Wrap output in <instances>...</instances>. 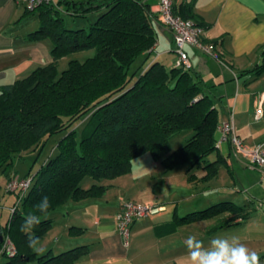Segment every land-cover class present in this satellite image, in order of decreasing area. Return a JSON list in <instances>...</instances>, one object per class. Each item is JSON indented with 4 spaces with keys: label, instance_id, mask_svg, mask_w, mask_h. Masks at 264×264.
<instances>
[{
    "label": "trees",
    "instance_id": "1",
    "mask_svg": "<svg viewBox=\"0 0 264 264\" xmlns=\"http://www.w3.org/2000/svg\"><path fill=\"white\" fill-rule=\"evenodd\" d=\"M182 6V10L173 8L181 17L193 18L190 5ZM60 11L74 17L98 13L88 28H69ZM33 14L39 24L26 38L49 39L52 61L0 86V174L8 177L14 170L17 175L14 156H21L20 152L42 138L65 133L57 141L56 155L46 159L34 174L20 176L31 175L32 181L20 198L19 191L14 192L8 217L4 223L0 220V255L6 259L2 264H70L86 253V245L58 254L50 250L39 254L20 231L25 217L35 211L43 196L49 198L51 207L46 215L37 213L41 222L34 234L40 240L52 225L51 211L69 199L104 193L106 187L96 182L84 188L85 178L99 181L128 173L131 160L144 153L159 160L165 171L202 163L205 173L201 180L216 175L221 165L230 169L215 145L219 119L209 95L213 84H207L192 68L173 65L166 69L158 61L148 63L156 41L157 15L146 0L43 2L33 9L24 8L15 22ZM86 49H93L90 57L71 59L58 71V59ZM242 72L254 77L264 73V45L260 62ZM187 129L193 131L191 137L172 149L170 137ZM213 152L215 158L207 160ZM13 204L17 206L11 210ZM225 212L231 216L219 220L214 229L249 217L243 206L225 200L182 216L174 214L172 223L176 226ZM69 230L75 234L83 231L80 227ZM6 237L16 248L12 256L3 249Z\"/></svg>",
    "mask_w": 264,
    "mask_h": 264
},
{
    "label": "crops",
    "instance_id": "2",
    "mask_svg": "<svg viewBox=\"0 0 264 264\" xmlns=\"http://www.w3.org/2000/svg\"><path fill=\"white\" fill-rule=\"evenodd\" d=\"M146 2L156 13V0ZM182 4L190 5L194 16L189 19L203 24V38L215 43L217 58L190 47L187 51L192 69L207 84H213L211 92L204 89L214 101L219 122L232 112L235 132L246 146L264 142V116L259 119L253 116L256 96L264 90L258 88L264 73L254 77L242 72L260 62L264 45V0H173L176 9H184ZM23 9L21 0H0V86L52 61L49 39L26 38L27 33L38 27V17L33 15L15 22ZM154 27L156 41L148 63L158 61L169 69L176 59L172 32L157 19ZM222 144L226 145L227 154L223 153ZM219 151L230 169L226 168L228 173L233 172L234 163L249 160L246 154H236L228 142H222ZM202 165L187 169L189 164H186L165 171L159 160L152 159L141 170L131 169L112 179L85 178L84 188L96 182L106 187L104 193L77 201L69 199L51 211L48 217L52 225L40 240L45 251L39 254L49 250L58 254L86 245V253L70 264H186L184 241L189 235H195L205 246L215 236L236 235L259 253L261 264H264V210L254 212L244 207L249 212L248 218H236L237 223L216 229L214 226L219 220L231 215L225 212L176 226L172 223L174 214L182 216L216 202L210 193L218 187L220 167L216 175L201 180L199 178L205 173ZM0 176L7 191L5 198L6 194H11L7 187L10 175ZM227 177L229 180V174ZM19 178L22 177L19 175ZM125 199L167 206L161 214L135 220L131 224L128 244H124L115 223V213ZM70 227H80L83 231L71 233ZM5 260L0 255V264Z\"/></svg>",
    "mask_w": 264,
    "mask_h": 264
},
{
    "label": "rangeland",
    "instance_id": "3",
    "mask_svg": "<svg viewBox=\"0 0 264 264\" xmlns=\"http://www.w3.org/2000/svg\"><path fill=\"white\" fill-rule=\"evenodd\" d=\"M60 12H61L60 13L61 16L64 18L65 25L69 28H79V27L88 28L89 23L94 20L93 14H88L86 17H74L63 11H60ZM33 15H35L36 18L38 17L37 14H33ZM33 15H25L24 17L21 18L19 22H21L22 19H24L25 17H30ZM20 16L21 14L19 15V17ZM22 24L24 25L25 22H23ZM93 52H94L93 49L79 50V51L72 52L68 55L61 57L60 59H58V62H57L58 71H62L63 69H65L68 65V62L71 59L83 61L87 57H90L93 54ZM134 67L135 66H132L131 70ZM258 85L257 86L259 89L264 88V80H261ZM81 122L84 123V119ZM79 123L80 122L76 124V127H78L80 130L81 127L79 126ZM64 133L65 132H60V133L51 135L50 137L42 138L37 144H35L31 148L20 152L21 156H18V154L14 156L13 165H14V168L18 171L19 175L23 176L27 172H29L30 174H34L38 170V168L46 161V159L56 155L58 152V149L56 146L57 141L58 139H60V137L64 135ZM192 133L193 131L191 129H187V130H183V131H180L172 135L170 137V144L172 148L174 149L178 147L179 145L183 144L187 138L191 137ZM221 148L223 150V153L227 154L228 150L226 148V145L222 144ZM211 154L208 157L209 160L213 159L216 152H213ZM152 159L153 158L150 155V153H146L141 156L135 157L131 160V164H132L131 169L133 171L141 170ZM233 167H234L233 172L228 173L224 165L220 166V172H219V177H218V183H219L218 187L214 189L213 192L210 193L212 197H215L216 200L214 201L216 202L225 201V200L232 201L236 205L243 206L245 208H248L250 211L253 210L254 212H257V211L260 212V210H264V174H262L257 169L251 168L249 166V160H244L242 163L236 162L233 164ZM10 172L11 173H10V176L8 177L9 181L7 183V186L10 187L11 189H8V191L17 192L19 191L18 190L19 188L15 186L14 182H12L11 184L10 182L11 180H14L15 182L16 180L21 181L23 178H19L18 174L15 175L14 170H10ZM228 174H229L230 179L226 180V178H228L227 177ZM3 181L4 180L2 179V176H0V186L2 187L0 191V214H1L0 220L1 222L4 223L8 217V212H9L8 208L10 204L13 202V199L15 198V196L12 193L11 194L8 193V195L6 194L5 198L3 197L5 195V192H7L5 190V185ZM20 192H19V198L21 197ZM24 193H26V191ZM125 200H132V199H125ZM184 204L185 203L181 205L183 206ZM181 205L180 207H182ZM13 206L16 207L17 204L15 205L13 204ZM205 207H208V206H205ZM203 208H199L196 210H200ZM0 235H2L1 232H0ZM7 239L11 242V240L8 237L5 238V241Z\"/></svg>",
    "mask_w": 264,
    "mask_h": 264
},
{
    "label": "built area",
    "instance_id": "4",
    "mask_svg": "<svg viewBox=\"0 0 264 264\" xmlns=\"http://www.w3.org/2000/svg\"><path fill=\"white\" fill-rule=\"evenodd\" d=\"M21 1L24 4V8L33 9L43 2H53L54 0ZM173 7V0H156L155 11L157 20L167 26L172 32L174 43L173 49L176 54L174 66L180 67L183 70H190L192 68L187 47L217 58L215 43L212 41H206L202 36L203 27L198 25L192 19L181 17ZM253 116L255 119L264 116V90L259 92L256 96ZM217 133L218 136L215 145L218 149L222 142H228L236 154L242 153L249 157V166L251 168L257 169L264 174V142L253 146H246L235 132V123L232 112L218 123ZM31 181L32 176L29 175L24 177L21 181L16 180L15 182L14 180H11L10 184L14 182L15 186L19 188V192H22H20V196H22L24 192L28 190ZM8 189L11 188L8 187ZM14 208L15 206H13L11 210H14ZM166 210V204L138 202L134 200L122 201L120 208L115 213V223L124 244H128L131 224L135 220L143 217H153ZM3 249L8 256H12L16 253V248L8 239L4 242Z\"/></svg>",
    "mask_w": 264,
    "mask_h": 264
},
{
    "label": "clouds",
    "instance_id": "5",
    "mask_svg": "<svg viewBox=\"0 0 264 264\" xmlns=\"http://www.w3.org/2000/svg\"><path fill=\"white\" fill-rule=\"evenodd\" d=\"M51 207L49 198L43 196L34 206L35 211L25 217L20 231L27 236L28 246L35 252L45 251L40 238L34 234L35 227L41 222V215H46ZM184 245L186 248V264H261L257 251L247 247L239 236H215L208 245L195 235H189Z\"/></svg>",
    "mask_w": 264,
    "mask_h": 264
},
{
    "label": "water",
    "instance_id": "6",
    "mask_svg": "<svg viewBox=\"0 0 264 264\" xmlns=\"http://www.w3.org/2000/svg\"><path fill=\"white\" fill-rule=\"evenodd\" d=\"M0 232H1V230H0ZM0 238H1V235H0Z\"/></svg>",
    "mask_w": 264,
    "mask_h": 264
}]
</instances>
